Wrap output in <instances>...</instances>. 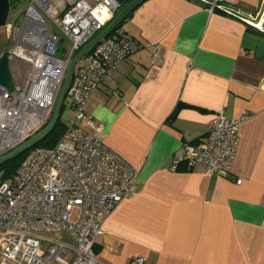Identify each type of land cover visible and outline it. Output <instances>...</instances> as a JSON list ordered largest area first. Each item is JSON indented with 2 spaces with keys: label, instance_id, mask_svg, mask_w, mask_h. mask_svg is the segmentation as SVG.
I'll use <instances>...</instances> for the list:
<instances>
[{
  "label": "crops",
  "instance_id": "crops-1",
  "mask_svg": "<svg viewBox=\"0 0 264 264\" xmlns=\"http://www.w3.org/2000/svg\"><path fill=\"white\" fill-rule=\"evenodd\" d=\"M222 2L236 13L144 0L120 26L141 47L101 79L91 119L78 122L137 170L135 193L103 221L104 264H264V28L245 21L261 0ZM218 112L248 114L229 174L173 169Z\"/></svg>",
  "mask_w": 264,
  "mask_h": 264
},
{
  "label": "built area",
  "instance_id": "built-area-1",
  "mask_svg": "<svg viewBox=\"0 0 264 264\" xmlns=\"http://www.w3.org/2000/svg\"><path fill=\"white\" fill-rule=\"evenodd\" d=\"M193 1L209 11L236 13L222 0ZM119 8V0H27L19 24L6 19L0 58L7 57L13 87L0 84V157L47 125L69 60ZM64 39L66 59L56 56ZM140 47L118 27L83 54L65 92L73 115L60 138L51 147L31 149L11 177L0 172V264H104L95 252L103 221L135 193L137 170L78 122L91 119L85 106L101 79ZM157 58L155 50L151 62ZM247 116L216 113L202 137L183 145L172 168L183 164L190 172L225 177ZM39 232H65L73 243ZM127 264H145V257L133 256Z\"/></svg>",
  "mask_w": 264,
  "mask_h": 264
},
{
  "label": "water",
  "instance_id": "water-1",
  "mask_svg": "<svg viewBox=\"0 0 264 264\" xmlns=\"http://www.w3.org/2000/svg\"><path fill=\"white\" fill-rule=\"evenodd\" d=\"M144 0H131L125 7H123L108 23V25L100 31L94 38H92L88 43H86L68 62L65 75L63 78V82L61 87L57 93L55 104L52 112V116L47 123V125L41 129L39 132L25 140L23 143L6 153L5 155L0 157V163L11 157L12 155L21 152L27 149L34 142L44 138L49 130L55 125L59 112L63 97L65 95L66 89L71 81L72 72L74 68V64L78 59L82 57L88 50H90L95 44H97L102 38L106 37L115 26L120 23V21L127 15L128 12L135 9L141 2ZM10 9L9 0H0V27H2L7 19L8 12ZM0 84L4 85L8 90H12V79L8 69L7 57L3 54L0 58Z\"/></svg>",
  "mask_w": 264,
  "mask_h": 264
},
{
  "label": "trees",
  "instance_id": "trees-1",
  "mask_svg": "<svg viewBox=\"0 0 264 264\" xmlns=\"http://www.w3.org/2000/svg\"><path fill=\"white\" fill-rule=\"evenodd\" d=\"M20 1L21 0H9L10 7L11 6H17L20 3ZM130 1L131 0H119L120 8L115 13V15L123 7H125ZM132 11L128 12L127 15L120 21V23H118L115 26V28L120 27L121 24L123 23V21H125L131 15ZM106 25H108V24H106ZM73 74H74V71L72 72V77H73ZM72 77H71V79H72ZM65 99H66V93H65L63 100H62V103H61L58 119H57L55 125L49 130V132L46 134V136L44 138L34 142L27 149L12 155L8 159H6L5 161L0 163V172H1L3 178L6 179V178H9L12 176V174L16 171L18 166L21 164V162L24 159V157L26 156V154L31 149H34L36 147H51L57 142V140L60 138L61 134L63 133L64 127H65V121H63L61 119V112H62V109L64 106ZM182 106H183V104L178 103L175 106V108L173 109L172 113L170 114V117L172 118L175 115V113L178 111V109Z\"/></svg>",
  "mask_w": 264,
  "mask_h": 264
},
{
  "label": "rangeland",
  "instance_id": "rangeland-1",
  "mask_svg": "<svg viewBox=\"0 0 264 264\" xmlns=\"http://www.w3.org/2000/svg\"><path fill=\"white\" fill-rule=\"evenodd\" d=\"M26 2H27V0H21L17 6H11L9 9V12H8L7 19L10 21V20H13L15 18V22L17 24H19L23 18V13L21 11H22L23 7L25 6ZM251 19L255 23L262 21V27L264 26V0H261L256 14H254ZM5 42H6L5 33H4L3 28L0 27V48H2L4 46ZM67 48H68V43H67V40L64 39L63 41H61L59 43L58 51L56 52V56L60 57L62 59H66L67 58ZM79 61H80V59H78L76 61L75 67ZM12 65H14V64H12ZM24 72H25V70L23 69L22 74H24ZM72 115H73V113H72L71 108L69 106L68 99L66 98L64 101V106H63L62 112H61V119L63 121H66ZM38 235L40 237L47 238V239H55L59 235H62L63 239L69 240L70 242L73 243L72 239H70L69 235L65 232H61V233L39 232Z\"/></svg>",
  "mask_w": 264,
  "mask_h": 264
},
{
  "label": "bare ground",
  "instance_id": "bare-ground-1",
  "mask_svg": "<svg viewBox=\"0 0 264 264\" xmlns=\"http://www.w3.org/2000/svg\"><path fill=\"white\" fill-rule=\"evenodd\" d=\"M257 25L259 26V27H261L262 25H261V21L259 22V23H257Z\"/></svg>",
  "mask_w": 264,
  "mask_h": 264
}]
</instances>
